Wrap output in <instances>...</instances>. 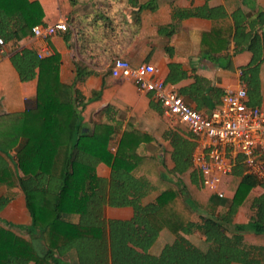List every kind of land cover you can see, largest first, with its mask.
<instances>
[{"label": "trees", "instance_id": "obj_1", "mask_svg": "<svg viewBox=\"0 0 264 264\" xmlns=\"http://www.w3.org/2000/svg\"><path fill=\"white\" fill-rule=\"evenodd\" d=\"M29 5V0H0V38L6 43L33 36L32 29L39 23H28L24 10ZM173 17L213 22L202 39V52L211 58L227 52L231 42L234 54H251L241 80L249 104L259 106L264 9L252 18L246 14L231 17L221 6L176 9ZM11 61L22 81L37 80L36 106L24 113L0 115V212L22 191L32 217L30 232L37 235L27 239L0 221V264H60L56 256L72 250L77 264H264L260 249L246 244L236 231L242 228L264 235V193L252 194L258 187L264 189V184L246 174L242 157L233 169L239 179L233 198L214 195L207 215L199 214L180 180L191 170L192 182L200 185L199 173L192 166L195 137L172 131V173L178 180L162 181L157 197L144 203L158 188L145 173L148 160L137 150L151 138L126 131L117 151L111 152L117 128L96 123L93 131H82L81 108L85 105L75 85L61 81L59 54L40 59L37 52L25 48L16 51ZM184 78L179 66L171 65L165 82L173 84ZM198 87L199 83L193 89ZM101 163L111 167L109 178L98 176ZM220 205L225 212L218 211ZM106 206L132 207L134 217L108 221ZM243 206H248L250 220L238 226L234 218ZM74 216L79 217L77 222ZM164 230L175 240L153 255L150 249ZM194 235L203 246L189 240Z\"/></svg>", "mask_w": 264, "mask_h": 264}, {"label": "crops", "instance_id": "obj_2", "mask_svg": "<svg viewBox=\"0 0 264 264\" xmlns=\"http://www.w3.org/2000/svg\"><path fill=\"white\" fill-rule=\"evenodd\" d=\"M29 3L24 10L29 24H53L61 19L69 23V31L51 38L49 45L52 55H60L61 81L75 85L82 95L85 105L81 108L82 131H93L96 123L115 126L117 133L110 146L119 144L126 131H136L151 138L137 150L148 160L145 173L158 188L144 203L157 197L162 181L178 180L172 173L173 147L169 133L176 131L183 136L192 133L185 124L167 115L151 94H141L132 83L113 77V60L124 59L133 65L151 63L164 80L168 78L170 66L178 65L185 78L167 84L189 105L208 115L220 106L226 90L245 85L241 80L242 69L251 61V54H234L235 46L231 42L227 52L211 58L202 52V39L212 30L213 22L200 17L174 19V11L221 6L231 17L246 14L252 18L264 9V0H29ZM44 44V40L34 36L7 43V54L0 56V115L24 113L35 108L37 80L22 81L11 57L25 48L37 52ZM260 79L262 99L259 107L264 110V64ZM197 83L199 87L193 89ZM23 143L24 140H20L19 146ZM11 154L13 160L16 159V149ZM111 171L104 163L97 167V174L102 178H109ZM230 179L237 178L232 175ZM180 180L186 196L197 202L194 192L195 188H201V180L199 186L195 185L191 170ZM231 180L223 188L229 200L236 191L231 192ZM262 193L264 189L258 187L252 194ZM104 217L108 221H130L134 209L106 206ZM78 219V216L73 217L74 222ZM249 220L248 206H243L235 216L234 224L245 226ZM0 221L12 225L16 234L27 239L37 235L30 232L32 217L22 191L0 212ZM236 231L244 236L246 244L260 249V257L264 260V235L242 228ZM188 238L195 245L203 246L198 235ZM174 240L168 230L162 231L150 253L159 255ZM56 257L60 264H77L75 250Z\"/></svg>", "mask_w": 264, "mask_h": 264}, {"label": "built area", "instance_id": "obj_3", "mask_svg": "<svg viewBox=\"0 0 264 264\" xmlns=\"http://www.w3.org/2000/svg\"><path fill=\"white\" fill-rule=\"evenodd\" d=\"M69 29L66 19L34 26L33 36L45 41L37 51L38 57L51 56L49 40ZM7 52V43L0 38V56ZM111 72L113 77L132 83L139 93L151 94L167 115L188 127L196 141L192 166L204 190L226 198L223 188L230 183L238 157H242L246 174L264 184V110L249 104L245 85L226 90L220 106L206 115L189 105L151 63L133 65L116 59ZM117 148L118 144H111L110 151L115 153Z\"/></svg>", "mask_w": 264, "mask_h": 264}, {"label": "rangeland", "instance_id": "obj_4", "mask_svg": "<svg viewBox=\"0 0 264 264\" xmlns=\"http://www.w3.org/2000/svg\"><path fill=\"white\" fill-rule=\"evenodd\" d=\"M238 181V179L231 180V184L233 183V186L231 187V192H234L236 190ZM194 197L197 202L194 201L193 203L198 206L200 214L207 215L209 210L208 204L210 200L214 197V195L202 189V187H198L197 189L195 188ZM218 211L225 212V207L223 205H220Z\"/></svg>", "mask_w": 264, "mask_h": 264}]
</instances>
